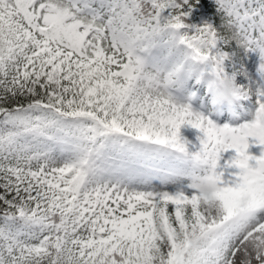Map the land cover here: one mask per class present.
<instances>
[{
    "label": "snow or ice",
    "instance_id": "1",
    "mask_svg": "<svg viewBox=\"0 0 264 264\" xmlns=\"http://www.w3.org/2000/svg\"><path fill=\"white\" fill-rule=\"evenodd\" d=\"M195 3L0 0V264H264V149L246 151L264 146V0H213L189 31ZM232 44L258 53L261 83L217 125L194 88L234 80ZM206 157L211 205L192 183Z\"/></svg>",
    "mask_w": 264,
    "mask_h": 264
},
{
    "label": "rangeland",
    "instance_id": "2",
    "mask_svg": "<svg viewBox=\"0 0 264 264\" xmlns=\"http://www.w3.org/2000/svg\"><path fill=\"white\" fill-rule=\"evenodd\" d=\"M208 8L210 9V7H206L205 5H203L200 0H198V3H195V6L191 12L192 16H194L196 18L195 19L196 20L195 26H197V27L200 26L204 21L215 22L214 17H215L216 12L210 11ZM188 30L191 31L192 29L189 28ZM218 47H221V46L218 45ZM231 47L236 48V50L240 54V57L243 61V67L245 68V74H246L247 83H248L247 86H251L253 83L260 84L261 80H260V77L257 73V66L260 63L258 53L252 52V51L245 52L242 49H238L235 46V44H232ZM225 51H227V50H225ZM235 54L236 53H234V55H232L231 61H225L224 68L227 65V63L233 62L235 60V57H234ZM228 75H230V74H228ZM188 86H189V88H192L193 82L189 81ZM205 92H206V94H208L206 91V88H205ZM245 102L248 104L247 101H245ZM192 107L194 110L200 111L203 115L209 116V118L212 119L213 122L217 124V122H215L216 120H214V119L217 115H219L221 113L220 110H221L222 106L219 108L211 109L209 111L205 107L204 103H196L193 100ZM225 107H226V109H225L226 112L221 113L219 116L224 115V117H225L226 114H230V115L232 114V112H233L232 106L225 105ZM238 110H239V107H238ZM179 135L182 139L189 142L186 145V147L188 148L189 151H192L193 148L200 147V143H199V140L197 139V137H202V133L199 132L197 129H194V128L190 127L189 125L185 124V125L181 126V128L179 130ZM248 145H249V147L246 150L248 155H251L252 153H258L260 155L261 150L264 149V146L255 143L252 138L248 139ZM235 155H236V153H235V150H233V149H228V150L220 153V159H223V157H226L227 159H229V162L223 161V163H222V166H224V168L222 170H224L223 173L225 174V179L223 178L224 179L223 182L231 183V181L235 179V174L238 173V171H239V169H237L235 167H228L227 166V163H230L232 157H234ZM186 194H190V193H186Z\"/></svg>",
    "mask_w": 264,
    "mask_h": 264
},
{
    "label": "clouds",
    "instance_id": "3",
    "mask_svg": "<svg viewBox=\"0 0 264 264\" xmlns=\"http://www.w3.org/2000/svg\"><path fill=\"white\" fill-rule=\"evenodd\" d=\"M208 93V104L211 109L219 108L223 105L232 106L238 103V86L230 77H221L215 79ZM264 123V120H262ZM182 126V125H181ZM180 126V128H181ZM178 129V135H179ZM259 141V137H255ZM202 164L206 165L207 171L202 174H196L192 178L196 191L202 201L211 205L215 200L218 191V178L215 176V168L213 166V158L206 157ZM264 255V251L260 253ZM251 259L245 257V264H251Z\"/></svg>",
    "mask_w": 264,
    "mask_h": 264
},
{
    "label": "trees",
    "instance_id": "4",
    "mask_svg": "<svg viewBox=\"0 0 264 264\" xmlns=\"http://www.w3.org/2000/svg\"><path fill=\"white\" fill-rule=\"evenodd\" d=\"M201 3L203 5H205L206 7H210V11H215V5L213 3V0H200ZM196 18L194 16H192V14L190 13V15L186 18H184V23L189 25V27L191 26H195V20ZM217 16L215 14L214 20L216 21ZM225 50L230 51L231 53H236L235 54V60L233 62H229L227 64V66L225 67V71L230 74V76H234V82L236 83L237 86H247V78H246V74H245V68L243 67V61L240 57V54L238 53V51L236 50V48L233 47H224ZM243 69V71L241 72L240 69ZM203 84L201 85H197L196 89L198 93L196 96V99L199 100H203L206 102L207 106L209 107L208 104V98L207 96L204 95V93L202 92L203 90ZM238 104L243 105V106H247L244 102L239 101ZM234 107L236 108V104L234 105ZM210 108V107H209ZM199 148V147H198ZM198 148H194L192 151H196L198 150ZM256 153H254L253 155H251L252 157H255ZM226 159L224 158L223 161H225ZM250 161V160H249ZM218 167L216 169V171L218 173H221V180L223 181L225 179V174L223 172H220V162L218 161ZM253 166H255V160L252 162ZM224 178V179H223Z\"/></svg>",
    "mask_w": 264,
    "mask_h": 264
}]
</instances>
